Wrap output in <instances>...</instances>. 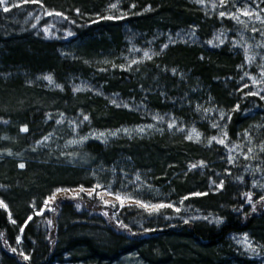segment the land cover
I'll use <instances>...</instances> for the list:
<instances>
[{"label":"rangeland","instance_id":"rangeland-1","mask_svg":"<svg viewBox=\"0 0 264 264\" xmlns=\"http://www.w3.org/2000/svg\"><path fill=\"white\" fill-rule=\"evenodd\" d=\"M187 1L194 4L202 16L215 19L219 24V30L203 41H207V43L212 41L209 45L217 47L214 46L218 43L215 37L223 31L228 39L219 48L223 47L233 55H240V62L237 65L244 63V68L240 69L238 67V74H231L228 78L223 79V82H230L233 86L239 87L237 93L240 92L239 89L244 82L250 85V89H244V92H242V98L249 99L250 102L254 100V104L251 105L252 113L261 115L260 123L254 128L256 133L254 135L252 133L253 137L255 136L253 144H259L261 140H264V100H261L259 96L245 97V92L249 90L258 91V87L252 86V82L248 77H245L243 81L240 77L244 71H247L250 75H255L259 79L260 68L257 65L264 64V60L261 59V56H264V48H257L255 45L264 42V37L259 32L242 31V26L227 18H219V11L225 9L220 7L212 9L211 3L213 0H205L204 4L194 3V0ZM216 2L218 3V0ZM245 2L246 0H237L238 5ZM11 3L12 0H9V4ZM111 3H117L118 9L108 11ZM42 4L44 7L39 4H27L23 8H14L8 13L3 12L2 6H0V43L2 44L6 39L53 42L61 51L65 50L68 45L74 44L82 31L94 27V25L125 22L130 18L146 14L152 9L150 4L143 8L141 4L137 3V0H107L104 9L101 11H90L84 8L81 3H75L71 0H42ZM132 4H135V8L131 7ZM149 6L150 10L145 11ZM260 7L264 8V4H261ZM45 9L63 12L69 19L64 20L62 17L54 15L48 16ZM76 9H80L79 15L76 13ZM226 10L235 11V8L229 3ZM120 13L126 14L124 19H100L104 15H119ZM72 21H75V23H72ZM34 24L36 25L35 28L33 27ZM255 26L257 28L264 27L259 22ZM46 27L50 29V35L43 31ZM69 32L72 35H69ZM180 34L178 35L179 38L189 42H199L201 39L197 33L196 22L188 27H183V32H180ZM160 35L156 41L166 42L165 44L168 46L177 40L170 34V31H163ZM144 41L145 39L142 37L133 40L125 37L124 42L129 43L130 47L123 50V54L110 63L100 60L96 67H89L90 72L101 75V80H103V73L115 71L117 74L123 75L126 80L133 69L139 70L142 65L153 62L158 64L161 54L164 52V47L159 49L151 42L143 44ZM232 41L238 44L246 41L247 44L253 45L252 51L259 55L256 56V62L252 66H248L244 62L243 47H234ZM134 49H139V51ZM145 51L152 54V59L149 60L144 57ZM60 53L62 57L66 56L65 52ZM155 53L159 54L155 55ZM132 60L140 61V63L130 65ZM121 65H123V68L120 67ZM98 75L96 77L99 78ZM45 76H51L53 83L49 84L44 79ZM76 78L70 77L69 85H66L65 82H59L54 73H44L36 77L37 84H40L46 91L59 93L60 96L67 93L71 96L62 97L57 102L50 100L47 103L31 104V106L25 108H12L10 105L0 107V200H3L8 206L7 209L0 207V214L5 217L10 232V239L8 235L4 238L6 235L0 234V264H16L14 260L16 261V255L20 253L28 256L29 259L40 256V244L46 241L50 233L52 235L57 230L58 252L61 260L55 264H93L80 259L76 248H68L70 240L90 239L93 244L109 252L113 247L122 250L133 245V239L126 236L127 233L125 234L127 228L132 231L145 229L151 231L153 228H162L169 224L188 221L216 225L223 221V217L214 210L204 207L200 198L209 194L216 196L225 192L228 185L233 183L231 178L234 181L236 175L243 177V180L245 176L252 177L251 189L258 197L264 192V189L252 186L253 181H258L259 184L264 185L263 158L245 160L241 154V149H237L232 153L236 157V163L233 165L227 161V149L215 141L211 146L207 143L208 138L211 136L219 137L221 135V128H212L213 123H218L221 126L226 125L225 130L228 133L229 145L231 146L233 143L241 144L244 146L243 152L246 153L248 145L242 137L244 133L241 130L242 127L231 129V122L227 119L229 115L232 118L234 113V111H231L232 108L230 109V107L223 104L219 106L211 105L210 101L202 99L192 106L196 112L195 118L193 116L185 120H179L172 117L169 112L164 115L154 112L151 116L144 115L141 112L142 118L132 124L120 123L116 126L106 127L101 126L94 114L83 105L74 104V99L80 94L92 92L104 98L110 106L129 112L133 109L127 102L128 100L122 99L121 93L116 91L103 95L100 91L90 87V84L84 79ZM57 84L62 85V90L56 87ZM74 86H80L86 90L74 92ZM260 87H264V85ZM260 94L264 95V92ZM164 98L162 97L161 100ZM113 99L122 106L116 107L113 105L111 103ZM125 104L127 107H123ZM197 105L200 106L199 111H197ZM206 108L215 109V111L205 112L204 109ZM33 111L38 113L39 117H34L32 114H27L26 118L22 117L23 114L33 113ZM220 111L226 114L223 120L220 119ZM48 114H51L52 119H48ZM61 114H63L64 120L61 124H56L55 121L61 119ZM82 114L89 116V120L81 123L83 120ZM153 116L163 117V121L154 120ZM172 119L176 120V128L169 130L167 124ZM4 121H7V123H4ZM70 121L79 124L75 132L70 127ZM149 124L155 125V127L146 128L144 133L133 131L131 138L123 132L116 136L109 134L117 129H136L137 126ZM24 125H27L29 129L27 133L20 131V128ZM193 127L201 134L199 143L195 142V139L189 141L185 138ZM178 128H184L185 131L180 132L177 130ZM157 129H163V131ZM50 132L54 135L45 144H36L38 140H41L43 136ZM101 132L106 135L95 138ZM90 133L92 136H89V139L84 143L65 146L69 140L79 139ZM178 136L183 141L198 147V150L192 158L185 160L182 165L174 163L172 160L168 161L166 169L169 170H166V172L165 170H158L154 160L149 163L147 153L144 154V157H138L137 155L135 157L129 149L127 150L128 144L135 143L136 140L149 141L153 138H163L164 141L169 142ZM33 148H35V151H33ZM9 150L12 155L7 154ZM199 161H203L206 167H198L189 171L188 166ZM20 163L25 164L23 169L18 167ZM249 165L250 168H248ZM257 168L260 171H254ZM229 172L231 175L228 174ZM181 173H184L182 176L183 181H187L186 177L188 176L202 179L204 183L198 187L203 185V188H195L184 193L174 191L173 179ZM32 175L38 178L45 176L47 179L39 185H34L33 188L25 187L22 178L24 176L32 177ZM137 175L140 177L139 180L136 179ZM221 180L224 182L222 189L217 187ZM236 180L238 183H243V180ZM96 184L104 186L103 189H98V192L119 193L122 197H125L124 206L120 207V203L114 195H105L104 198L109 201V204L105 205L95 194L89 197L87 193H80L78 198H72L73 192H60L56 194L54 201L50 200L48 203V208H51V211L44 207L45 199L50 197L58 188L77 190L83 185L85 188L91 189ZM193 193H206V195L196 196L192 195ZM186 196L189 198L184 199ZM135 200L149 204L171 203L174 207H165L158 212H149V210L136 205ZM181 200H183L182 204L180 203ZM112 204L116 206L112 207ZM222 204L223 202L220 204L221 207H223ZM175 208H179L180 211H175ZM41 210L42 214L36 215ZM110 210L115 216L117 227L109 219ZM9 212L11 213L10 216ZM29 216H32V220L25 225V221ZM13 220L15 223H12ZM49 220L52 222L50 225L48 224ZM28 226L29 229L26 230ZM21 227H23V232L20 231ZM245 234L248 237L247 241L244 239ZM17 237H20L19 242H17ZM117 237H119L120 243L114 241ZM4 242L5 244H2ZM142 244H137L136 250L127 252L116 260H104V264H154L153 261H161V257L156 251L150 252ZM230 244L236 252L234 258L239 257L244 264H264V244L253 233L235 234L231 237ZM248 244H251V248L248 247ZM13 248L16 249L15 252L12 251ZM3 251L10 253L9 256L13 259V263L4 257Z\"/></svg>","mask_w":264,"mask_h":264},{"label":"trees","instance_id":"trees-1","mask_svg":"<svg viewBox=\"0 0 264 264\" xmlns=\"http://www.w3.org/2000/svg\"><path fill=\"white\" fill-rule=\"evenodd\" d=\"M71 1L81 3L90 11L103 10L107 2V0ZM137 3L143 8L150 4L152 9L125 22L94 25L82 31L75 43L68 45L65 50L59 51L60 48L53 42L6 39L0 43V107L10 105L12 108H25L31 104L47 103L50 100L57 102L62 97L71 96L68 93L60 96L55 91H46L36 83L37 76L52 72L59 82H65L66 85H69L70 77H77L87 81L90 87L103 95L116 91L121 93L122 99L128 100L133 110L126 112L110 106L104 98L92 92L78 95L74 99V104H81L92 112L101 126L132 124L142 118V113L151 116L154 112H159L160 115L169 112L172 117L179 120L193 116L195 118L196 112L192 106L204 99L210 101L211 105L223 104L230 109L239 104L240 109L232 114L230 128L242 127V131L249 130L254 135L256 133L254 128L260 123L261 118V115L252 113L251 105L254 104V100L250 102L249 99H243L242 92L237 93L239 87L233 86L230 82H223V79L231 74H238L237 64L240 62V55H233L226 48L213 47L207 41H203L219 30L216 20L202 16L195 5L187 0H137ZM194 22L197 24V33L202 42L201 39L199 42H189L179 38L183 27H188ZM163 31H170L177 40L164 48L158 64L153 62L142 65L139 70L133 69L126 80L115 71L103 73V80L101 75L97 74L98 78L94 72H90L89 67H96L100 60L110 63L119 58L123 50L130 47L129 43L124 42L125 37L132 40L142 37L145 39L143 44L151 42L156 48L162 49L166 42L156 39ZM60 52H65L66 56L62 57ZM172 69L176 70L175 75ZM162 97L165 98L161 100ZM27 114L39 117L34 111L25 113L22 117L26 118ZM128 149L131 154L138 157H144L147 153L149 156L147 161L150 163L154 160L158 170L166 172L169 170L166 169L168 161L172 160L182 165L185 160L196 154L198 147L178 136L169 142L163 138L136 140L135 143L128 144ZM261 158L264 160V153L260 154L259 159ZM183 175L184 173L178 174V177L173 179V189L177 193L203 188V185L198 187L204 183L199 177L188 176L187 181H183ZM238 176L240 175L234 177V181L231 178L234 184L228 185L225 192L200 198L204 207L214 210L223 217V221L216 225L188 221L153 228L151 231H148L150 229L132 231L127 228L126 236L133 239V245L128 249L113 247L107 252L93 244L90 239H72L68 248H76L80 259L93 264L116 260L127 252L136 250L137 244L141 243L150 252L156 251L161 257V261H153L154 264H244L239 257L234 258L236 252L230 244V239L235 234L251 232L264 244V203H256V211H252V205L248 204L243 196L245 192L253 193L252 177L245 176L243 183H238L236 180ZM22 179L25 187L33 188L34 185L45 182L47 178L32 175L24 176ZM252 199L256 202L259 197L253 193ZM221 202L223 207L220 206ZM109 216L117 227L111 210ZM28 229L29 226L26 227V230ZM57 231L52 235L50 233L46 241L40 244V256L25 260L23 256L17 254L14 262L55 264L61 260ZM0 234H5L4 238L8 235L10 239L7 221L1 214ZM114 241L120 243L119 237ZM2 253L6 259L13 260L9 256L10 253L5 251Z\"/></svg>","mask_w":264,"mask_h":264},{"label":"snow or ice","instance_id":"snow-or-ice-1","mask_svg":"<svg viewBox=\"0 0 264 264\" xmlns=\"http://www.w3.org/2000/svg\"><path fill=\"white\" fill-rule=\"evenodd\" d=\"M194 3H198V4H204L205 0H194ZM229 3H231L232 7L235 8V11H227L226 9L229 6ZM27 4H39L41 7H44L42 4V0H12V3L9 4V0H0V6H2V10L5 13L10 12L12 9L14 8H23L25 5ZM264 4V0H259V2H257V0H246L245 3H243L242 5H238L237 4V0H218V3L216 2V0H213V2L211 3V7L212 9H216L217 7H220L222 9L225 10H221L218 13L219 18L224 19L227 18L231 21H234L235 24L242 26V31H251L252 33H257L259 32V34L264 37V27L261 28H257L255 25L257 22H259L262 26H264V8H261L260 5ZM253 5H255V7H253ZM132 8H135V4L131 5ZM118 9V4L117 3H111L108 7V11H112V10H117ZM150 10V6L148 8L145 9V11H149ZM45 13L48 16H57V17H62L64 20H68L69 18L63 13V12H59V11H55V10H48L45 9ZM76 13L79 15L80 14V9H76ZM207 14V13H206ZM29 15H31V13H29ZM125 13H120L119 15H104L101 16L100 19H105V20H119V19H124L125 18ZM247 18V19H243ZM37 19H39L37 17ZM97 22V21H94ZM72 23H75V21H72ZM33 27L35 28L36 25L34 24ZM43 31L45 33H50V29L48 27L44 28ZM69 35H72L71 32L68 33ZM227 36L226 33L221 31V33L215 37V40L218 41L217 44H215L214 46L219 47L220 45H223L225 43V40H227ZM209 43H212V41H209ZM231 43H233V46H239V47H243L244 49V62L248 65V66H252L255 62H256V56L259 55L258 53H255L252 51L253 49V45L251 44H247L246 41H244L243 43H237L235 41H232ZM164 48H167L168 45L165 44L163 46ZM255 47L257 48H264V42L258 43L255 45ZM136 51H139V49H134ZM159 53H155V55H158ZM144 57H146L147 59H152V54H150L148 51L144 52ZM261 59L264 60V56H261ZM140 63V61L137 60H132L130 61V65L131 64H138ZM129 65V67H130ZM260 68V73H259V79L257 78V76L255 75H250L249 72L244 71L243 74L241 75L240 79L243 81L245 77H248V79L251 80L252 82V86H256L258 87V91H252L249 90L248 92L244 93L245 97H249V96H259V98L261 100H264V95H261V92H264V87H260L261 85H264V64H259L257 65ZM114 67H116L114 65ZM121 68H123V65L120 66ZM240 69L244 68V63H242L241 65L238 66ZM103 70V69H102ZM124 70H128V69H124ZM173 74L175 75L176 70L172 69ZM44 79H46L49 84L53 83V78L51 76H45ZM56 87L61 88L62 90V85H56ZM244 89H250V85L247 82H244L242 87L239 89L240 92H244ZM86 90L85 88H82L80 86H74L73 91L74 92H80V91H84ZM111 103L113 105H115L116 107H121L122 105L117 103V101L115 99L111 100ZM123 107H127V105H123ZM240 109V105L236 104L235 107L231 110V111H238ZM200 110V106L197 105V111ZM205 112H211V111H215V109H211V108H206L204 109ZM83 115V114H82ZM226 114L223 111H220V119H225ZM154 120H159V121H163V117H159V116H153L152 117ZM48 119H52L51 114H48ZM228 120H231V116L229 115L227 117ZM64 120L63 114H61V119L60 120H56L55 123L56 124H61ZM89 120V116L87 115H83V120L81 121V123L83 121H88ZM4 123H7V121H4ZM70 127H72V131L75 132L76 129L79 127V124H76L75 121H70L69 122ZM155 125L149 124V125H145V126H137L136 129H127V128H123V129H117L114 132L109 133L112 136H116L118 135L120 132L125 133L126 135H128L131 138L132 132L135 131L137 133H144L146 128L147 129H151L154 128ZM167 127L169 130H172L173 128H176V120L172 119L170 122H168ZM212 128H221V135L218 136H211L210 138H208V145L211 146V144L213 143V141H215L217 144L222 145L225 149H227L228 151V155H227V161L233 165H235L236 163V157L232 155L233 152H235L237 149H241V154L244 156L245 160H255V159H259V156L261 153H264V140H261L259 144L254 145L253 144V140L254 137L251 133V131L249 130H245L244 133L242 134V137L245 139L247 146V151L246 153L243 152V145L241 144H235L233 143L231 146L229 145V138H228V133L225 130L226 129V125L221 126L218 123H213L211 125ZM158 131H163V129H157ZM180 132H184V128H178L177 129ZM21 132L27 133L29 131L27 125H24L20 128ZM54 135V133L50 132L47 135L43 136L41 140H38L36 142L37 145H43L45 144V142H47L52 136ZM106 134L101 132L99 134H97L95 136V138H101L104 137ZM89 136H92V134L90 133L87 136H82L79 139H72L69 140L67 142V144L65 145L66 147L68 145H75V144H82L84 143L87 139H89ZM185 138L189 141H192L195 139V142L199 143L200 142V138H201V134L197 131V129L195 127L191 128L189 130V132L186 134ZM33 151H35V148H33ZM8 155H12L11 151L9 150L7 152ZM19 168L23 169L25 167L24 163H20L18 165ZM198 167H206L205 163L203 161H199L197 163H192L188 166L189 171L196 169ZM251 166L249 165L248 168H250ZM227 171V170H226ZM254 171H260L259 168L255 169ZM229 175H231V173H228ZM137 180L140 179L139 175H137L136 177ZM238 179H240L241 181L243 180V177H238ZM213 183H215V181H213ZM223 180H221L219 182V184L217 185L218 188L222 189L223 188ZM254 188L255 187H260L262 189H264V185L259 184L258 181H253V185ZM110 188V185L108 186ZM104 186L100 185V184H96L94 185L91 189H87L85 188L83 185H81L77 190H73V189H68V188H63V189H56L55 192L48 198L45 199L44 201V207L48 208V203L49 201H54L56 199V194L60 193V192H64V193H68V192H73V197L72 198H78L80 193H87V195L89 197H92L94 194L96 196L99 197V199L105 204L108 205L109 201L106 200L104 197L105 195H114L115 199L117 201H119L120 203V207L124 206L125 203V197H122L119 193H111L108 191H97L98 189H103ZM192 195H196V196H200V195H206V193H193ZM243 196L246 198V201L248 204L252 205V211H256V203H264V192H262V194L259 197V200L254 202L252 197H253V193L252 192H245L243 193ZM189 197H184V199H188ZM136 205H138L141 208H144L146 210H149V212H158L161 208H173L174 205L169 203V204H164V203H158V204H149V203H145L143 201L140 200H135L134 201ZM180 203H183V200L180 201ZM115 204H112V207H115ZM0 207H3L4 209H7V204L4 203L3 200H0ZM33 207H35V205H33ZM49 211H51V208H48ZM175 211L179 212L180 209L179 208H175ZM42 214V210L38 211L36 213V215H40ZM11 215V213L9 212V216ZM32 220V216H29L27 218V220L25 221V225L27 224L28 221ZM12 223H15V221L13 220ZM52 222L49 220L48 224L50 225ZM125 227H127L125 225ZM21 232H23V227H21L20 229ZM245 241H247L248 237L245 234L244 237ZM20 241V237H17V242ZM248 247L251 248V244H248ZM13 252L16 251L15 248L12 249ZM21 256H23V258L25 260H28L29 257L24 255L23 253H20Z\"/></svg>","mask_w":264,"mask_h":264}]
</instances>
